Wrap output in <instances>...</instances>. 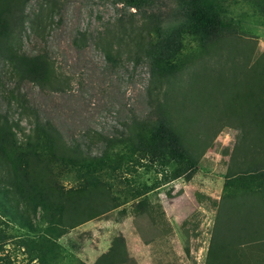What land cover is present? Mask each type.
Returning a JSON list of instances; mask_svg holds the SVG:
<instances>
[{
    "label": "rangeland",
    "instance_id": "1",
    "mask_svg": "<svg viewBox=\"0 0 264 264\" xmlns=\"http://www.w3.org/2000/svg\"><path fill=\"white\" fill-rule=\"evenodd\" d=\"M51 2L56 16L44 33L47 42L27 32L21 46L46 45L63 85L49 92L26 82L22 90L31 102L43 106L66 140L98 154L100 135L126 131L130 115L144 118L158 97L198 171L188 178L184 166L167 156L120 145L110 153L121 164L100 172L102 187L74 174L61 177L60 197L53 198L65 205L67 228L58 238L51 235L57 258L49 255L48 264H264V0H224L236 30L207 45L186 34L170 61L171 75L159 82L129 40L120 65L107 67L108 35L97 32L114 23L110 0ZM163 2L162 13L170 14L174 0ZM47 4L31 0L28 10L35 14ZM142 22L137 18L136 27ZM83 28L99 43L85 38L76 47L73 38ZM12 120L20 143L34 140L29 117L13 110ZM0 177V186L12 190L2 159ZM41 213L32 217V230L42 229ZM6 230L11 237L0 256L26 264L29 255L18 244L35 233L16 224ZM113 245L119 255L106 257Z\"/></svg>",
    "mask_w": 264,
    "mask_h": 264
},
{
    "label": "trees",
    "instance_id": "2",
    "mask_svg": "<svg viewBox=\"0 0 264 264\" xmlns=\"http://www.w3.org/2000/svg\"><path fill=\"white\" fill-rule=\"evenodd\" d=\"M30 1L0 0V159L8 164L12 176V190L0 186V248L4 249L11 237L6 229L16 224L35 233L33 238L22 239L18 244L29 255L26 264H48L49 255L54 261L57 258L56 247L49 243L51 235L57 233L58 238L67 228L63 217L65 205L53 198L60 197L61 177L74 174L88 186H99L100 172L121 164L110 153L120 145L155 157L167 156L184 166L188 178L198 171V164L173 127L165 103L158 97L151 101L144 118L135 113L130 115L126 131L100 135L104 148L98 154L91 153L83 142L66 140L56 122L44 115L43 106L34 105L29 94L22 90L26 82L49 92H59L63 85L57 58L46 45L38 50L21 46L27 32L47 42L44 33L56 16L51 0L35 14L28 10ZM223 1L174 0L173 11L164 14L163 0H110L117 11L114 23L104 32H97L103 37L108 35L104 38L107 67L115 69L120 65L122 48L129 40L126 44L136 46L135 51L145 61L152 78L159 82L168 77L172 73L170 61L184 47L186 34L199 37L207 45L236 30L238 22L226 13ZM137 18L143 20L138 27ZM151 32L156 33L154 41L149 38ZM90 35L87 28L78 29L73 43L81 47V41L94 39L98 44L96 36L88 38ZM12 108L32 120L34 140L30 137L24 144L18 141ZM16 125L20 129V123ZM39 210L42 229L32 230V217ZM85 221L84 218L77 224ZM111 248L106 257L119 255L114 245ZM0 264L13 263L5 255L0 256Z\"/></svg>",
    "mask_w": 264,
    "mask_h": 264
}]
</instances>
